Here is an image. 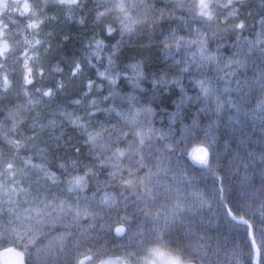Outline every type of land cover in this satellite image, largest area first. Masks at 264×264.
Wrapping results in <instances>:
<instances>
[{"label":"snow or ice","instance_id":"obj_1","mask_svg":"<svg viewBox=\"0 0 264 264\" xmlns=\"http://www.w3.org/2000/svg\"><path fill=\"white\" fill-rule=\"evenodd\" d=\"M0 264H264V0H0Z\"/></svg>","mask_w":264,"mask_h":264},{"label":"rangeland","instance_id":"obj_2","mask_svg":"<svg viewBox=\"0 0 264 264\" xmlns=\"http://www.w3.org/2000/svg\"><path fill=\"white\" fill-rule=\"evenodd\" d=\"M160 2H162V0H160ZM245 34H247V33H245ZM229 47H230V46H229ZM233 179H235V177H234Z\"/></svg>","mask_w":264,"mask_h":264},{"label":"trees","instance_id":"obj_3","mask_svg":"<svg viewBox=\"0 0 264 264\" xmlns=\"http://www.w3.org/2000/svg\"><path fill=\"white\" fill-rule=\"evenodd\" d=\"M73 30H75V29H73ZM72 46L71 45H69V48H71Z\"/></svg>","mask_w":264,"mask_h":264}]
</instances>
